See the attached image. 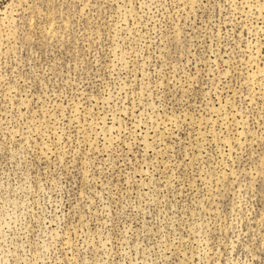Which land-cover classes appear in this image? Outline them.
<instances>
[{
    "label": "rangeland",
    "instance_id": "374dc122",
    "mask_svg": "<svg viewBox=\"0 0 264 264\" xmlns=\"http://www.w3.org/2000/svg\"><path fill=\"white\" fill-rule=\"evenodd\" d=\"M0 264H264V0H0Z\"/></svg>",
    "mask_w": 264,
    "mask_h": 264
}]
</instances>
